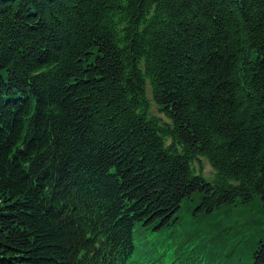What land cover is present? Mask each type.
Wrapping results in <instances>:
<instances>
[{
	"label": "trees",
	"instance_id": "16d2710c",
	"mask_svg": "<svg viewBox=\"0 0 264 264\" xmlns=\"http://www.w3.org/2000/svg\"><path fill=\"white\" fill-rule=\"evenodd\" d=\"M0 264H264V0H0Z\"/></svg>",
	"mask_w": 264,
	"mask_h": 264
},
{
	"label": "rangeland",
	"instance_id": "374dc122",
	"mask_svg": "<svg viewBox=\"0 0 264 264\" xmlns=\"http://www.w3.org/2000/svg\"><path fill=\"white\" fill-rule=\"evenodd\" d=\"M196 168L198 169V171L201 170V172H203V174L206 178H208V179L212 178L213 171H212L211 166L209 165V163L206 160H202V162L196 164ZM258 204H259L258 200H255L253 203V205H255V206H257ZM244 208L245 207H243V206L242 207H236V208H233L232 211L234 210V213H237V212H240L243 210H247ZM247 208H250V207H247ZM181 217H182V225L178 228L180 232L189 230L191 228L190 223L192 221L196 220L194 213L187 215L184 212L181 214ZM196 228H197L196 225H194L192 227V229H196ZM198 228H200V225L198 226Z\"/></svg>",
	"mask_w": 264,
	"mask_h": 264
}]
</instances>
